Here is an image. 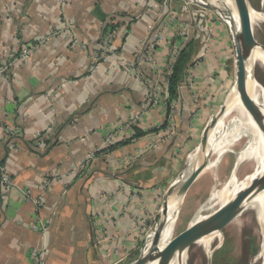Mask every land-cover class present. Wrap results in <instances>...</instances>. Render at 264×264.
<instances>
[{
  "label": "crops",
  "instance_id": "1",
  "mask_svg": "<svg viewBox=\"0 0 264 264\" xmlns=\"http://www.w3.org/2000/svg\"><path fill=\"white\" fill-rule=\"evenodd\" d=\"M163 2L0 0V47L17 56L36 46L0 79V165L12 179L6 195L0 185V264H31L33 249L42 264H129L170 198H179L186 227L193 222L204 172L178 190L189 153L234 87L235 49L222 19L204 20L186 42L164 28L155 64L141 66L146 79L166 68L172 46L188 45L190 65L170 108L167 100L151 106L150 83L120 62L149 36V24L161 28ZM183 3L170 4L179 22ZM110 27L112 53L95 67L92 55ZM129 120L123 142L104 151L103 135Z\"/></svg>",
  "mask_w": 264,
  "mask_h": 264
},
{
  "label": "rangeland",
  "instance_id": "2",
  "mask_svg": "<svg viewBox=\"0 0 264 264\" xmlns=\"http://www.w3.org/2000/svg\"><path fill=\"white\" fill-rule=\"evenodd\" d=\"M224 1L225 0H219L220 5L223 6L233 18L232 7L230 8V6H227ZM248 2L253 9L264 14V0H248ZM234 22L236 23L235 20ZM225 23L227 24V22ZM253 32L256 41L264 45V22L255 25L253 27ZM252 72L253 76H255L264 88V69L262 65H255ZM224 105L225 112L219 117V119L222 118L220 121L224 122L223 131L219 133L215 132L216 134H214V139L220 143L219 148L213 150L214 148L211 144L204 156L203 150L207 148L208 145L203 149L198 142L189 153L188 162L190 165L188 166V171H186L185 176L190 173V171H193L196 166L205 163L204 173L199 181L201 183H199L200 186L196 190L198 194L192 206L193 208H191L194 209L191 221H195L203 215H208L219 208L220 205L224 203V196H222V193H231L237 183H240L247 175L254 171V164L249 163L251 161L239 159L238 163V156L240 153H243V151L245 153L248 147L249 136L253 131L250 126L249 116L243 115L237 104L226 113V101ZM208 129L210 130L209 126ZM231 176L234 177V183L231 181ZM181 212L182 210H177L170 233V239L186 227L185 215H183V213L181 214ZM160 217L161 211L155 223L158 222ZM216 234L210 243V252L204 249V246L201 245L202 242L198 241L187 250L177 255L174 261L179 263V260H181L182 264H261L257 255L259 254L262 237L260 238L261 234L256 212L253 209L246 207L226 228ZM207 252L209 254H207Z\"/></svg>",
  "mask_w": 264,
  "mask_h": 264
},
{
  "label": "water",
  "instance_id": "3",
  "mask_svg": "<svg viewBox=\"0 0 264 264\" xmlns=\"http://www.w3.org/2000/svg\"><path fill=\"white\" fill-rule=\"evenodd\" d=\"M192 1L200 4L206 9L218 12L227 21V24L232 32L235 49L234 86L239 93L240 101L247 113L261 128H264V110L253 101L247 91L246 62L249 55L255 46H259L264 52V45L259 44L254 37L253 26L251 25L250 19L251 5L248 0H233L238 17V26L236 28L234 23L231 22L230 19H227V17H230L231 14H229V12L221 6L219 2L215 4L210 0H205V2L201 0ZM224 112L225 105H222L217 113L211 118L208 126L213 128L219 117H221ZM208 126L205 127L200 141V146L203 149L208 145ZM204 168L205 163H201L188 174L179 187V194L185 193ZM261 185L264 188V172L259 177L254 178L248 186L237 192L231 200L223 203L219 208L208 215L193 221L184 230L172 237L164 245V247L160 249L159 242L167 222L169 211V205L165 202L161 209V217L154 227L149 245L135 260L129 264H147L154 259H157V264H171L177 255L187 250L202 237L221 232L224 228H226L246 208L247 203ZM179 264H182L181 260H179Z\"/></svg>",
  "mask_w": 264,
  "mask_h": 264
},
{
  "label": "built area",
  "instance_id": "4",
  "mask_svg": "<svg viewBox=\"0 0 264 264\" xmlns=\"http://www.w3.org/2000/svg\"><path fill=\"white\" fill-rule=\"evenodd\" d=\"M60 5H64L68 0H58ZM172 0H164L162 3L163 9L159 10L157 13L162 17L161 28H154V24L151 23L147 26V32L149 36L145 37L142 43L135 48L133 51L131 59H121L120 66L122 68L129 69L132 74L138 76L139 78L150 83V86L147 87L146 100L151 105L154 106L159 103L161 100H167V76L173 66V62L177 57L179 46H172L169 49L168 62L166 68L162 71L160 68H155L156 76L158 77L155 81L146 79L144 72L141 70V66L144 64L154 65V52L160 41L164 38V28L172 27L177 35L181 36L183 41L186 42L191 37V34L201 28V23L208 19L213 18L222 19L224 22H227L218 12L209 10L193 2L192 0H184L182 12L185 16V20L182 22L178 21L177 16L174 14L171 7ZM205 2V0H201ZM67 26H70L69 22H66ZM116 27H110L103 36L102 45L100 49L93 53V58L95 60V67L102 59H104L108 54L112 53V49L109 47L113 38L115 37ZM206 38L203 37V40ZM206 41V40H205ZM77 43L76 41H74ZM35 45L21 47L17 56H9L7 48L5 46L0 47V79L5 75L9 66L14 62L17 57L19 59H25L35 48ZM190 85L189 82H187ZM186 86L185 83L181 87ZM135 124V120H129L120 127L109 130L103 135L102 145L104 148L108 147L115 141L123 137L125 132L128 129H131ZM2 131L7 137L14 135L13 130L5 123H1ZM168 134L172 132V126H167ZM161 138H158V143ZM157 143V144H158ZM92 157V154L87 156V160ZM0 185L2 187V194L6 195V192L10 189L12 185V179L9 171L0 165ZM28 193V192H27ZM35 205L39 206L41 203L40 198H37ZM144 223V222H143ZM33 229L42 230L44 228L43 224L40 222H34L32 224ZM154 230V229H153ZM153 230L146 231L144 233V245L143 251L147 248L153 234ZM31 264H42L43 259L39 256V251L33 249L31 251Z\"/></svg>",
  "mask_w": 264,
  "mask_h": 264
},
{
  "label": "bare ground",
  "instance_id": "5",
  "mask_svg": "<svg viewBox=\"0 0 264 264\" xmlns=\"http://www.w3.org/2000/svg\"><path fill=\"white\" fill-rule=\"evenodd\" d=\"M211 2L216 4L219 2V0H214V1L212 0ZM224 3L227 6H230V8L232 7L233 18L236 21V23L234 22V20L231 16L227 17V19H230V21L233 22L235 27L237 28L238 17H237L236 11H235L233 0H225ZM250 19H251V25L254 27L255 25H258L259 23L264 22V14L258 10L253 9L250 6ZM257 63L261 64L263 69H264V52L260 49L259 46H255L252 49V51L249 55V58L246 62L247 91H248L250 97L253 99V101L264 110V88L258 82V80L255 78V76H253V72H252L254 66L258 65ZM236 104L239 106L241 113L243 115L249 116L250 126H251V129H253V131L251 132V134L249 136V141L247 144L248 147L246 148L245 153L243 151L244 154L240 153L238 156V163H239V159H241V160L247 159V160L251 161L249 163L254 164V171L252 173H250L249 175H247V177L244 178L240 183H237L235 185V188L232 190L231 193H229V194H228V192L222 193V196H224V201H223L224 203L231 200L235 196V194H237V192H239L240 190H242L243 188L248 186L254 178L259 177L264 172V128H261L252 119V117L247 113L243 104L240 101L239 93L237 92V90L234 86L232 88V91L230 92V94L228 95V97L226 99V105H227L226 113L228 111H230L233 108V106ZM235 107H237V106H235ZM220 120H222V118L219 119L217 121L216 125L213 128H210V130H209L208 147L203 150L204 156H205V154H206V152L209 149V146L211 144L213 145V148H214L213 150H216L217 148H219L220 143L214 139V134L223 131L224 122L220 121ZM198 148H197V150H198ZM193 157H194V155H193ZM191 161H192V159H191ZM234 177H235V175H234ZM234 177H232V179H231V181L233 183L235 181ZM179 202H180L179 198H170L168 200V204H169L168 218H167V222L165 224V227L163 229L161 239L159 242V248L160 249L163 248L164 245L170 240V233H171V230L173 227V223L175 221V216H176V213L178 210ZM246 207L251 208L256 212V218H257V222H258L260 234H261L260 238L262 237V241L260 243L259 254L257 255V258L260 260L261 264H264V188L262 185L256 190L255 194L249 200ZM203 216H205V215H203ZM215 234L216 233L204 236L199 240L200 242H202L201 245H203L204 249H206L208 252L211 251L210 250V243H211L212 239L215 237ZM208 252H207V254H209ZM147 264H157V259H154V260L148 262ZM171 264H179V263L173 261Z\"/></svg>",
  "mask_w": 264,
  "mask_h": 264
},
{
  "label": "trees",
  "instance_id": "6",
  "mask_svg": "<svg viewBox=\"0 0 264 264\" xmlns=\"http://www.w3.org/2000/svg\"><path fill=\"white\" fill-rule=\"evenodd\" d=\"M188 61H189V50L188 45L183 47L182 49L178 50V54L176 59L173 62V66L167 76V108H170L172 100H174L177 97V90L180 85V82L182 81L186 70L188 68ZM165 127L164 125L162 126ZM137 135H141V132L137 133ZM123 137L119 140L115 141L108 147L104 149L110 150L112 147H114L116 144L123 142Z\"/></svg>",
  "mask_w": 264,
  "mask_h": 264
}]
</instances>
